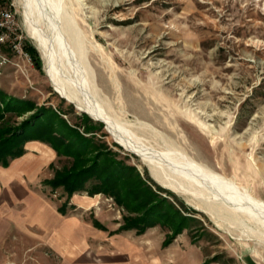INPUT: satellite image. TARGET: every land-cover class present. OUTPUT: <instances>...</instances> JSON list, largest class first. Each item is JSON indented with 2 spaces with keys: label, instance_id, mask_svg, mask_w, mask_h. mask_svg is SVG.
<instances>
[{
  "label": "rangeland",
  "instance_id": "obj_1",
  "mask_svg": "<svg viewBox=\"0 0 264 264\" xmlns=\"http://www.w3.org/2000/svg\"><path fill=\"white\" fill-rule=\"evenodd\" d=\"M9 1L40 67L18 58L21 67L4 68L0 89L36 106L22 115L6 112V125L21 131L23 121L32 123L34 113L52 108L95 146L85 165L109 153L118 166L136 169L157 204H171L188 218L178 234L154 217V225L141 234L117 232L124 217L140 212L117 202L113 192L90 193L87 188L99 182L93 176L70 196L63 186L44 184L73 157L28 140L23 155L12 160H26L22 166L31 170L25 181L32 190L55 207L65 205V235L73 242L65 240V264H264V237L242 230L235 213L219 210L214 220L199 199L158 184L103 122L60 96L28 31L31 0ZM55 1H62L81 32L72 38L65 34V40L70 48L73 40L82 43L94 76V100L106 114L145 145L158 151L178 148L264 201V0Z\"/></svg>",
  "mask_w": 264,
  "mask_h": 264
},
{
  "label": "bare ground",
  "instance_id": "obj_2",
  "mask_svg": "<svg viewBox=\"0 0 264 264\" xmlns=\"http://www.w3.org/2000/svg\"><path fill=\"white\" fill-rule=\"evenodd\" d=\"M31 2L32 12L27 16L28 31L42 51L60 96L73 103L76 109L85 111L92 119L103 122L117 143L140 157L158 184L175 193L199 199L202 209L214 220L219 210L235 213V221L243 227L242 230L246 228L256 237H264V201L191 156L179 152L178 148L158 151L145 145L104 112L93 97L96 91L92 80L94 76H91L88 63L84 61L80 48L82 43L76 38L81 32H78L72 14L62 1H55L52 5L49 0ZM65 34L70 38L76 36L74 44L72 40L68 42L72 43L71 48L67 45ZM258 225H262L263 229Z\"/></svg>",
  "mask_w": 264,
  "mask_h": 264
},
{
  "label": "trees",
  "instance_id": "obj_3",
  "mask_svg": "<svg viewBox=\"0 0 264 264\" xmlns=\"http://www.w3.org/2000/svg\"><path fill=\"white\" fill-rule=\"evenodd\" d=\"M25 50L31 56L34 67H40L39 57L35 49L28 44L24 45ZM35 104L29 100H23L8 96L0 89V164L3 167L9 165L10 160L19 157L24 153V143L28 140H40L46 142L57 154H64L73 157L69 167L56 170L54 176L44 180V184L53 188L63 186L68 196L75 190L85 188L84 183L90 177L99 180L93 187L87 188L90 193L113 192L115 200L126 206L132 212H140L135 217H124L123 223L118 227L117 232L134 229L138 234L146 228L154 225V218L163 219V225L172 229L173 234L182 232L187 217H183L173 209V206L157 204L155 194L145 185L134 167H120L108 156L109 153L102 152L97 159L88 161L87 152L95 147L90 139L80 133L76 128L68 125L64 118L52 108H41L34 113L36 118L31 123L25 120L21 124V131L7 126L8 120H4L6 112H13L22 115L27 111L35 109ZM38 110V109H37ZM98 156V157H99ZM138 177H132L135 174ZM135 176V175H134ZM60 213H65V205L58 207ZM179 218L180 221H177ZM93 224L100 229H106L96 221Z\"/></svg>",
  "mask_w": 264,
  "mask_h": 264
},
{
  "label": "crops",
  "instance_id": "obj_4",
  "mask_svg": "<svg viewBox=\"0 0 264 264\" xmlns=\"http://www.w3.org/2000/svg\"><path fill=\"white\" fill-rule=\"evenodd\" d=\"M23 161L0 166V262L65 264V213L27 185Z\"/></svg>",
  "mask_w": 264,
  "mask_h": 264
},
{
  "label": "built area",
  "instance_id": "obj_5",
  "mask_svg": "<svg viewBox=\"0 0 264 264\" xmlns=\"http://www.w3.org/2000/svg\"><path fill=\"white\" fill-rule=\"evenodd\" d=\"M22 28L17 19V10L9 0H0V75L9 65L21 67L18 58L26 59L31 64L32 59L25 50ZM16 59V60H15ZM0 264H12L1 263Z\"/></svg>",
  "mask_w": 264,
  "mask_h": 264
},
{
  "label": "water",
  "instance_id": "obj_6",
  "mask_svg": "<svg viewBox=\"0 0 264 264\" xmlns=\"http://www.w3.org/2000/svg\"><path fill=\"white\" fill-rule=\"evenodd\" d=\"M82 112L86 113L85 111H82Z\"/></svg>",
  "mask_w": 264,
  "mask_h": 264
}]
</instances>
